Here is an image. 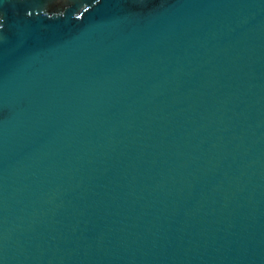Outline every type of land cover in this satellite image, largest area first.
Here are the masks:
<instances>
[{"label": "water", "instance_id": "water-1", "mask_svg": "<svg viewBox=\"0 0 264 264\" xmlns=\"http://www.w3.org/2000/svg\"><path fill=\"white\" fill-rule=\"evenodd\" d=\"M0 264H264V0H0Z\"/></svg>", "mask_w": 264, "mask_h": 264}]
</instances>
